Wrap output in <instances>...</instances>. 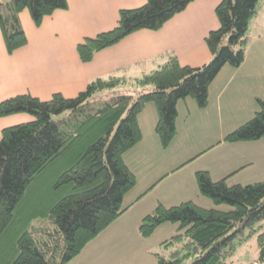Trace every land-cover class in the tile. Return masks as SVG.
<instances>
[{
    "label": "trees",
    "instance_id": "obj_1",
    "mask_svg": "<svg viewBox=\"0 0 264 264\" xmlns=\"http://www.w3.org/2000/svg\"><path fill=\"white\" fill-rule=\"evenodd\" d=\"M191 1L145 0L121 8L112 28L77 43V56L88 62L131 32L158 29ZM259 2L264 0H221L215 7L219 25L204 37L211 58L191 66L170 55L135 80L147 90L121 92L117 87L126 80L109 74L91 79L71 97L19 93L0 101V116L31 117L0 131V264H66L129 207L123 198L136 177L124 154L141 140L139 113L147 103L155 106L154 131L167 147L176 135L177 102L191 97L205 107L221 68L243 62L248 23ZM66 7L67 0H0L6 52L27 43L22 10L39 26L45 16ZM256 101L252 117L214 144L264 137V100ZM195 179L201 195L231 208H204L191 200L157 203L142 217L139 234L149 237L166 222L178 227L154 250L155 264H229L237 244L252 235L264 260V180L228 184L227 177L213 180L206 170H197Z\"/></svg>",
    "mask_w": 264,
    "mask_h": 264
},
{
    "label": "crops",
    "instance_id": "obj_2",
    "mask_svg": "<svg viewBox=\"0 0 264 264\" xmlns=\"http://www.w3.org/2000/svg\"><path fill=\"white\" fill-rule=\"evenodd\" d=\"M144 1L67 0L66 8L45 16L39 26L27 9L22 10L19 20L27 37L24 46L8 54L0 29V101L19 93L41 99L54 92L71 97L91 79L109 74L134 84L173 54L181 64L191 66L211 58L204 37L219 25L215 7L221 0H192L160 28L131 32L97 52L91 61L78 58V42L112 28L119 9ZM246 37L243 62L221 68L209 85L205 107L191 97L177 102L176 135L167 147L161 146L154 131L155 106L145 105L139 113L141 140L124 154L136 177V184L123 198L124 204H131L66 264H155L154 250L177 232L178 224L163 223L145 238L138 231L140 221L157 203L172 206L191 200L214 208L198 190L197 170H206L213 180L227 177L228 184L264 180V154L258 151L264 137L214 144L252 117L258 109L257 98L264 100V2L258 3L249 20ZM30 118L26 113L0 116V131Z\"/></svg>",
    "mask_w": 264,
    "mask_h": 264
},
{
    "label": "rangeland",
    "instance_id": "obj_3",
    "mask_svg": "<svg viewBox=\"0 0 264 264\" xmlns=\"http://www.w3.org/2000/svg\"><path fill=\"white\" fill-rule=\"evenodd\" d=\"M148 87L140 86L135 84H127L125 85H118L117 89L121 92H125L129 89L131 92H136L138 90H147ZM56 117V116H54ZM206 126V125H204ZM210 140H213L211 133L209 132ZM208 144V143H207ZM258 151H261V154H264V142L258 146ZM264 160V159H263ZM215 205V204H214ZM214 208H218L217 205L213 206ZM231 207L222 204V210H229ZM229 264H264V260L260 259L259 257V248L257 245L255 235H252L244 240H242L239 244H237L236 249L234 252L228 256L226 259Z\"/></svg>",
    "mask_w": 264,
    "mask_h": 264
}]
</instances>
